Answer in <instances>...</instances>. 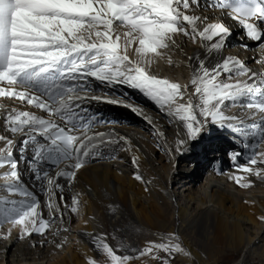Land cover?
I'll use <instances>...</instances> for the list:
<instances>
[{
  "label": "snow or ice",
  "instance_id": "snow-or-ice-1",
  "mask_svg": "<svg viewBox=\"0 0 264 264\" xmlns=\"http://www.w3.org/2000/svg\"><path fill=\"white\" fill-rule=\"evenodd\" d=\"M217 10L221 19L212 21ZM225 16L237 22L249 40L264 42V0H0V98L47 113L45 118L19 108L8 110L0 102V110H5L0 116L4 128L22 138L17 159L16 139L0 134V169H8L0 172L4 181L0 188L21 197L0 198V205H4L0 226H11L0 238L7 239L13 228H18L19 239L34 234L47 236L49 232L59 235L57 222L63 224L64 211L54 198V190L62 188L60 178L75 180L89 159L102 157L98 149L119 141L127 143L126 137L117 138L112 131H93L117 123L99 111L93 112V103L129 108L152 126L153 136L164 138V132L141 108L126 101L127 93L98 92L97 86L137 90L168 117L182 123L187 141L177 139L178 153L190 151L189 142L199 143L214 129L228 131L233 143L253 148L245 163H238L245 155L243 149L229 153L236 171L228 179L245 189L252 186L251 176L264 180V167L260 166L264 165V151H255L251 143L257 139V132L259 141H264V72L248 68L232 55L209 68L198 54L188 58L192 75L187 85L152 72L158 60L167 57L168 64L173 63L168 53L180 49L185 38L209 53L226 48L233 32L224 22ZM243 47L247 50L248 45ZM255 62L264 66V54ZM189 86L194 89L191 94ZM186 96L187 102H181ZM230 105L254 111L243 117L229 115L225 109ZM257 113L259 124L251 119ZM30 146L31 158L23 155ZM20 161H26L33 179L48 195V218L39 211L38 197L22 182ZM133 164L138 167L136 157ZM47 165L57 169L54 176ZM134 178L143 179L138 172ZM59 199L65 208L78 213V195L72 197L71 206L62 194ZM166 241L150 242L139 255L154 259H161L160 252L169 258L178 253L190 255L174 233ZM93 242L109 264H128L132 258L118 255L104 233L93 235ZM88 264L97 262L88 258ZM163 264H170V260L163 259Z\"/></svg>",
  "mask_w": 264,
  "mask_h": 264
},
{
  "label": "bare ground",
  "instance_id": "bare-ground-1",
  "mask_svg": "<svg viewBox=\"0 0 264 264\" xmlns=\"http://www.w3.org/2000/svg\"><path fill=\"white\" fill-rule=\"evenodd\" d=\"M211 19H221L219 10ZM223 19L233 32L226 48L209 53L199 43L193 44L185 38L180 49L173 48L168 53L173 63L168 64L167 57L158 60L152 65L153 74L187 85L192 75L188 58L194 54L205 59L209 68L223 57L232 55L244 61L248 68L264 72V66L255 62L264 54L261 52L264 42L249 40L237 22L226 16ZM244 44L248 45L247 50ZM223 78L228 79L227 76ZM100 90L117 96L127 93L126 101L141 108L164 132V138L153 136L152 126L132 111L124 112L117 105L93 103V112L99 111L105 119L117 121L115 125L98 126L93 131H112L117 138L126 137L127 143L119 141L98 149L103 153L102 157L89 159L86 166L77 172L75 180L69 182L60 178L58 183L62 188L54 190V198L64 211L63 224L57 222L60 234L53 236L49 232L47 236L34 234L30 238L19 239L18 228H13L7 239L0 238V264H88V258H92L94 251H99L93 242V235L102 233L106 234V241L112 248H144L151 240L157 242L173 233L189 248H195L185 228L204 243L211 242L222 248H240L242 255L234 264H243L245 252L252 255L259 250L261 256L264 255V220L261 219L264 217V180L251 176L252 186L245 189L228 179V175L236 171L229 153L243 149L245 155L238 163H245L253 148L244 149L243 144L233 143L228 131L214 129L210 137L205 133V138L199 143L189 142L187 147L190 151L178 153L177 139L187 141L182 123L168 117L137 90L126 86L116 89L97 86V91ZM193 91L189 86L188 93ZM0 102L8 110L19 108L47 118V113L26 103L19 104L4 98H0ZM181 102L186 103L187 96ZM252 111L238 105L225 109L226 114L240 117ZM4 114L5 110H0V116ZM258 116L257 113L251 117L257 124L260 123ZM3 124L0 119V134L16 139L15 157L18 159L22 138L7 132ZM245 142H248L247 138ZM157 143L161 145L159 148ZM251 143L255 145V151H264V141H259L258 132L257 139ZM0 147H3L2 142ZM23 155L31 158V146ZM133 157L137 158L138 167L133 164ZM59 167L63 168L64 164ZM46 168L50 175H55V167L47 165ZM19 169L23 184L38 197L39 211L44 218H48L46 191H42L40 184L33 179L26 161H20ZM7 170L0 169V172ZM137 172L142 180L134 178ZM238 174L246 175L243 172ZM3 182L0 177V184ZM61 194L69 206L72 197L78 195V213L64 207L59 199ZM9 197L21 199L19 194L12 195L7 189L0 188V198ZM3 207L0 205V210ZM10 227L4 223L0 226V234H6ZM64 228L68 231H63ZM57 244L62 247L57 248Z\"/></svg>",
  "mask_w": 264,
  "mask_h": 264
},
{
  "label": "rangeland",
  "instance_id": "rangeland-1",
  "mask_svg": "<svg viewBox=\"0 0 264 264\" xmlns=\"http://www.w3.org/2000/svg\"><path fill=\"white\" fill-rule=\"evenodd\" d=\"M115 106V105H114ZM116 107V106H115ZM118 109L130 113L126 107L117 106ZM187 234L190 235L192 240V244L195 248H189L185 243H183L178 238V242L182 245V247L190 253V255H184L183 253L175 254L174 257L169 258L168 255L164 252H160L159 256L161 259H154L151 255L140 256L139 250L143 248L137 249H128V248H113L118 255H129L132 257L128 264H163V259L168 258L170 260V264H234L236 260H238L242 252L240 248H222L221 246L213 245L211 242L204 243L202 239L191 233L190 229L185 228L184 230ZM194 231V230H193ZM188 236V235H187ZM151 242H156L152 241ZM159 242H167L166 238L159 239ZM149 244V243H148ZM147 246V245H146ZM92 251L95 248H90ZM238 249V250H237ZM261 251H254V254H249L245 252L243 264H264V255L261 256ZM96 256V257H95ZM92 259H94L97 264H109L108 258L101 251H94L92 255Z\"/></svg>",
  "mask_w": 264,
  "mask_h": 264
}]
</instances>
